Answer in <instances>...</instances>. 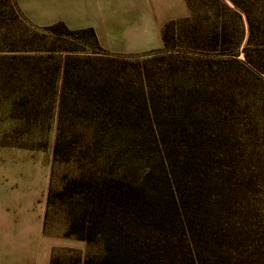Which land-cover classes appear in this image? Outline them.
Masks as SVG:
<instances>
[{"label":"trees","instance_id":"16d2710c","mask_svg":"<svg viewBox=\"0 0 264 264\" xmlns=\"http://www.w3.org/2000/svg\"><path fill=\"white\" fill-rule=\"evenodd\" d=\"M185 1L151 69L105 49L46 47L25 24L5 29L0 100L28 119L57 105L54 158L78 167L55 193L65 236L104 247L75 264H264V105L232 91L264 76V0ZM45 28L100 46L92 28ZM156 74L167 77L157 90Z\"/></svg>","mask_w":264,"mask_h":264},{"label":"rangeland","instance_id":"374dc122","mask_svg":"<svg viewBox=\"0 0 264 264\" xmlns=\"http://www.w3.org/2000/svg\"><path fill=\"white\" fill-rule=\"evenodd\" d=\"M13 4L16 11L5 7L1 8V43H7L10 40L5 33L7 25L13 31H17L21 30L25 24L39 33L40 38H42L41 45L46 47L50 45L57 49L75 47L82 55H100L103 52V48L95 43L89 32L84 31L72 35L52 32L45 27L34 26L21 15L19 7L15 5V0H13ZM18 14L20 19L17 18ZM170 40L172 46L175 42L180 43L176 35ZM162 48L163 46L144 53L114 54L123 55L126 57L125 59L135 63L139 62L142 66H145V61L150 60L148 66L151 69L156 66L157 59L161 57L158 51ZM157 67H161V65L159 64ZM137 72L138 69L134 68V77L139 81L140 74L137 75ZM166 78V75L156 74L155 78L151 80L152 89L160 87ZM233 86L232 91L236 94L242 97H255L256 104L264 105L263 74L257 73L255 77H248L247 84H243L240 79L236 80ZM11 101V99L0 100V199L4 203L7 199L13 203L20 199L17 196L19 191L31 195L35 191L45 190L47 195L45 232L60 238L62 243L53 252L51 264H75L76 258L85 260L91 256H102L104 247L100 241L89 243L86 240L65 236L70 217L67 212V205L56 197L55 193L62 189L69 176L76 174L78 167L74 161L65 162L54 158V146L58 133L57 105L55 104L51 114H46L43 109L28 119L22 115L21 103ZM1 192L4 193L1 194ZM51 193L54 197L49 204L48 197Z\"/></svg>","mask_w":264,"mask_h":264},{"label":"crops","instance_id":"0c3cea01","mask_svg":"<svg viewBox=\"0 0 264 264\" xmlns=\"http://www.w3.org/2000/svg\"><path fill=\"white\" fill-rule=\"evenodd\" d=\"M15 1L34 26L64 22L73 30L92 28L103 49L120 54L161 48L165 25L189 14L185 0ZM17 196L13 203L0 199V264H51L62 243L45 232L46 192Z\"/></svg>","mask_w":264,"mask_h":264}]
</instances>
